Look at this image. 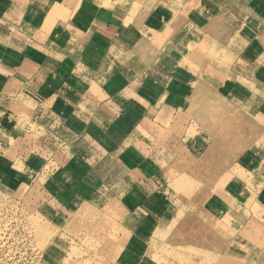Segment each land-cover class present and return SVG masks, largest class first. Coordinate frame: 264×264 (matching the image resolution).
Wrapping results in <instances>:
<instances>
[{
	"label": "crops",
	"instance_id": "obj_1",
	"mask_svg": "<svg viewBox=\"0 0 264 264\" xmlns=\"http://www.w3.org/2000/svg\"><path fill=\"white\" fill-rule=\"evenodd\" d=\"M152 3L0 0V103L10 113L28 105L35 126L17 152L29 162L13 165L6 188L16 195L38 185L50 215L98 211L93 228L111 244L110 264H163L166 242L172 258L164 263L195 264L187 257L192 230L169 195L174 157L161 148L198 94L264 120V0ZM213 44L225 46L226 61L216 62ZM193 124L183 126L194 135L184 132L172 147H206ZM252 147L217 174L198 208L208 237L214 231L203 246L227 256L235 240L236 264H264V154ZM52 245L49 264H78Z\"/></svg>",
	"mask_w": 264,
	"mask_h": 264
},
{
	"label": "rangeland",
	"instance_id": "obj_2",
	"mask_svg": "<svg viewBox=\"0 0 264 264\" xmlns=\"http://www.w3.org/2000/svg\"><path fill=\"white\" fill-rule=\"evenodd\" d=\"M135 1L138 6L143 7L154 4L153 0ZM215 46L216 44H213L212 50L215 51L213 56L216 57V62L226 61L228 55L225 46ZM5 105L13 107V102L7 100ZM235 107L236 105L225 106L214 94H198L191 101L190 107L182 112L178 121L174 122V137L165 141L166 146L161 148L162 151L168 152L166 155L169 161L172 155L174 157L172 164L176 171H168L167 183L172 191H169V195L171 200L176 201L174 205L175 209H179L178 217L183 211L186 229L192 230L190 241L197 247L190 244L192 246L188 248L187 257L196 261L195 264H218L222 257L227 258L229 264L237 263L235 254H231L235 250L236 241L233 240L232 244L230 242L234 231L229 229L227 233L231 244L230 255H220L212 250L213 246L210 247L212 249L203 246L205 243L210 244L208 240H211L214 231L212 236L208 237L212 231L209 228L210 222L199 215L198 210L204 205L217 174L226 168L230 169L240 153H251L254 143L255 149L259 151L258 156L262 157L264 154V120L261 116L254 115L250 109ZM30 110L26 105L22 111L12 108L10 113L0 103V264H49L51 256H55L50 250L53 248L52 244H55L57 250L60 247L69 250V259L77 261L78 264H110L111 244L107 239L97 237V227L93 228L95 220L100 218L98 211L92 209L90 214L79 213L72 218L59 214L50 215L44 211L43 206H39L41 196L38 185L30 191L16 195L6 188L8 184H14L10 173L13 165H19V160L29 162L27 156L21 159V154L18 155L17 152L22 142L21 137H26V134L33 133L30 130L35 129ZM190 120L195 122V135L204 137L205 133L207 138L206 147L200 149L199 153L181 144L179 147H172V144L176 143L175 137L184 132L191 134L185 131L183 126ZM169 128V132L173 130L172 125ZM258 133L261 135L259 143L258 140H253ZM172 151L175 153H171ZM51 165L54 167L55 164L48 163L44 167L45 171H49ZM45 176L46 174L41 176L40 183L44 181ZM12 177H15V174ZM108 224L109 222L105 223L106 229L111 227ZM101 232L105 233V230ZM256 233L260 238L257 236L254 242L262 246L263 233L255 230ZM242 235H247L249 240H253L250 230L245 229ZM242 243L240 247L247 251L246 254L249 253L247 259L251 262L249 258L253 251ZM170 245L167 242L160 244V263L166 264L164 262L172 258L167 250ZM155 249L157 250V247Z\"/></svg>",
	"mask_w": 264,
	"mask_h": 264
}]
</instances>
